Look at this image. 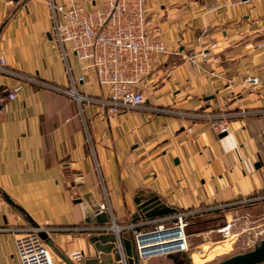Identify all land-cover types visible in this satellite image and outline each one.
Here are the masks:
<instances>
[{
    "label": "crops",
    "instance_id": "crops-1",
    "mask_svg": "<svg viewBox=\"0 0 264 264\" xmlns=\"http://www.w3.org/2000/svg\"><path fill=\"white\" fill-rule=\"evenodd\" d=\"M144 1L147 29L160 32L168 54L145 80L144 105L111 115L107 106L78 105L21 78L70 88L66 63L51 41L46 0H0V54L14 73L0 77V96L22 87L0 116V264H20L15 229L86 226L74 204L85 193L107 203L122 227L136 222L132 196L141 190L176 212L264 196V0ZM58 2L90 9L101 0ZM65 49L72 79L85 75L76 90L107 97L109 89L83 73ZM252 77L258 84L243 88ZM241 111L253 114L231 118L222 138L204 119ZM263 209L260 201L237 215H263ZM101 235L109 237L105 244L92 241ZM47 236L56 264L62 257L71 264L108 262L111 254L99 250L112 244L111 236L118 249L112 233ZM75 251L78 260L69 258Z\"/></svg>",
    "mask_w": 264,
    "mask_h": 264
},
{
    "label": "built area",
    "instance_id": "built-area-1",
    "mask_svg": "<svg viewBox=\"0 0 264 264\" xmlns=\"http://www.w3.org/2000/svg\"><path fill=\"white\" fill-rule=\"evenodd\" d=\"M8 4L12 5V2ZM46 4L51 21V41L59 49L61 59L66 63L70 76V88L58 89L35 77L24 76L21 78L41 89H49L70 96L78 105L87 103L107 106L111 115H118L120 111L141 108L145 102L142 91L145 80L163 64V57L168 54L160 32L158 30L150 32L147 29L149 22L145 1L101 0L98 6L90 9L75 3L65 6L58 0H46ZM65 46L69 47L83 73H93L95 81L109 89L107 97L95 99L82 95L76 90V85L85 81V75L77 80L72 79ZM215 48L216 44H211L209 47L211 50ZM206 57L207 54H202L203 59ZM211 61L216 62L217 57L213 56ZM10 75H14V73L7 68L5 58L0 54V77ZM257 84L256 78H248L243 88H246V85L256 86ZM21 88V85L18 84L11 89L2 90L0 116L7 113L8 104L16 100ZM251 114L253 113L247 111L236 114H208L204 116V119L208 121L210 129L216 135H220L228 133L231 118ZM260 201H264V196L202 208L192 206L172 215L130 222L123 227L115 224L110 206L107 203H99L100 209L94 215L106 213L109 219L108 224L86 225L83 228L35 226L15 229L16 254L20 264H56L40 234L67 231L114 234L123 261L125 255L121 237L124 236V233L133 238L140 264H145L156 256L172 257L179 253L188 255L190 259L193 253L191 238L193 235L198 236L200 232L191 234L189 230L195 222L206 217L222 221V225L213 228L212 232L220 235L224 240L230 238L231 246L238 236L247 234V245L252 248L264 237V216L256 221H251L248 214L237 215L239 211H242L238 208L243 209ZM227 214H230L229 218L225 217ZM240 224L244 225L241 233L231 234V230ZM233 238L234 240H232ZM80 257L81 252L79 251L69 254V258L72 260H78Z\"/></svg>",
    "mask_w": 264,
    "mask_h": 264
},
{
    "label": "water",
    "instance_id": "water-1",
    "mask_svg": "<svg viewBox=\"0 0 264 264\" xmlns=\"http://www.w3.org/2000/svg\"><path fill=\"white\" fill-rule=\"evenodd\" d=\"M247 1V0H242ZM226 134H220L219 137L222 138ZM258 167V165H257ZM132 201L134 206L136 207L138 213L133 215L135 221L145 220V219H154L158 217H162L171 213H175V209H170L160 204L158 197L154 194L145 192L143 190L137 191L132 196ZM74 204L79 205L82 213V222L84 225H93V224H108L109 219L106 213H101L99 215H94L95 212L99 211L100 206L98 201L93 197L91 193H85L82 198H78L74 200ZM41 239L48 244L49 238L46 233L40 234ZM100 237V236H99ZM94 237L92 241L101 242L105 244L109 237L101 235V237ZM104 237L106 239H104ZM110 243L103 250H99L101 253H107L113 255V260L109 258L108 262H103L102 264H140L138 261V257L135 250V245L133 238L131 236H122L121 243L123 247V253L125 255V259L121 257L120 252L117 248H115L114 237H110ZM186 254H177L175 257H180ZM186 259L188 260L189 257ZM62 264H71L65 257H62ZM190 261V259H189ZM215 264H264V240L259 241L252 249L247 252L237 254L226 258Z\"/></svg>",
    "mask_w": 264,
    "mask_h": 264
},
{
    "label": "rangeland",
    "instance_id": "rangeland-1",
    "mask_svg": "<svg viewBox=\"0 0 264 264\" xmlns=\"http://www.w3.org/2000/svg\"><path fill=\"white\" fill-rule=\"evenodd\" d=\"M261 212L263 215L256 213L255 210L250 212L249 219L251 221L258 220L260 217L264 216V209ZM221 225L222 221L206 217L201 219L199 222H195V224L191 227L189 230L191 234L200 232L198 236L193 235L191 238V249L193 253L190 259L192 263L189 259L187 260L186 255H184L169 259L153 258L147 261L146 264H215L231 256L247 252L253 248H249L247 245V234H241L238 236L235 243L231 246L230 238L224 240L223 237L215 234V232H212L214 230L213 228H217ZM243 226V224H240L236 228H233L231 230V234L241 233ZM232 240H234V238ZM261 240H264V237Z\"/></svg>",
    "mask_w": 264,
    "mask_h": 264
},
{
    "label": "bare ground",
    "instance_id": "bare-ground-1",
    "mask_svg": "<svg viewBox=\"0 0 264 264\" xmlns=\"http://www.w3.org/2000/svg\"><path fill=\"white\" fill-rule=\"evenodd\" d=\"M112 256H113V255L111 254V256H110V257H111V259H112ZM112 260H113V259H112ZM89 264H95V263H93V262H89Z\"/></svg>",
    "mask_w": 264,
    "mask_h": 264
},
{
    "label": "trees",
    "instance_id": "trees-1",
    "mask_svg": "<svg viewBox=\"0 0 264 264\" xmlns=\"http://www.w3.org/2000/svg\"><path fill=\"white\" fill-rule=\"evenodd\" d=\"M247 207H249V206H247Z\"/></svg>",
    "mask_w": 264,
    "mask_h": 264
}]
</instances>
